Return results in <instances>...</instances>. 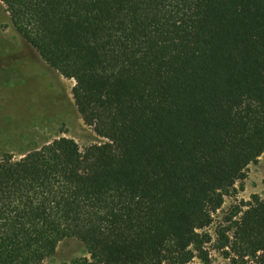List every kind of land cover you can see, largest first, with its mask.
<instances>
[{"label":"trees","instance_id":"trees-1","mask_svg":"<svg viewBox=\"0 0 264 264\" xmlns=\"http://www.w3.org/2000/svg\"><path fill=\"white\" fill-rule=\"evenodd\" d=\"M104 141L0 158V264L209 262L206 229L264 153V0H0ZM222 233L264 264V198ZM69 264V263H63Z\"/></svg>","mask_w":264,"mask_h":264},{"label":"rangeland","instance_id":"rangeland-1","mask_svg":"<svg viewBox=\"0 0 264 264\" xmlns=\"http://www.w3.org/2000/svg\"><path fill=\"white\" fill-rule=\"evenodd\" d=\"M72 79L60 76L39 57L13 26L0 1V158L6 154L20 157L55 138H73L81 149L104 141L84 124L74 105ZM253 196L264 198V153L246 169L224 197L213 222L206 229L211 241L206 245L209 262L194 258L190 264H241L227 257L223 236L247 208ZM88 257L76 238L61 240L49 264L72 263Z\"/></svg>","mask_w":264,"mask_h":264}]
</instances>
